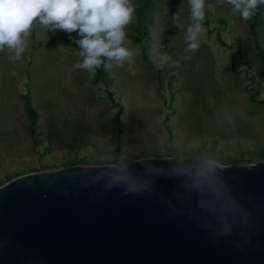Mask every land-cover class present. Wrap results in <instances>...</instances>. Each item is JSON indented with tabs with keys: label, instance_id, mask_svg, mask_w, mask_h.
<instances>
[{
	"label": "rangeland",
	"instance_id": "rangeland-1",
	"mask_svg": "<svg viewBox=\"0 0 264 264\" xmlns=\"http://www.w3.org/2000/svg\"><path fill=\"white\" fill-rule=\"evenodd\" d=\"M133 3L126 46L136 54L121 66H102L106 76L72 70L83 59L72 44L76 32L70 37L37 24L22 61L0 52V184L68 164L123 167L166 155L218 164L264 158V6L244 21L231 5L207 0L199 50L189 52L188 0ZM146 9L151 26L140 35ZM23 93L38 111L34 123L23 110Z\"/></svg>",
	"mask_w": 264,
	"mask_h": 264
},
{
	"label": "water",
	"instance_id": "water-1",
	"mask_svg": "<svg viewBox=\"0 0 264 264\" xmlns=\"http://www.w3.org/2000/svg\"><path fill=\"white\" fill-rule=\"evenodd\" d=\"M0 264H264V158L166 155L15 175L0 184Z\"/></svg>",
	"mask_w": 264,
	"mask_h": 264
},
{
	"label": "clouds",
	"instance_id": "clouds-1",
	"mask_svg": "<svg viewBox=\"0 0 264 264\" xmlns=\"http://www.w3.org/2000/svg\"><path fill=\"white\" fill-rule=\"evenodd\" d=\"M231 5L232 12L244 21L252 19L264 0H217ZM191 23L185 35L186 51L196 52L200 44L197 35L203 31L207 0H188ZM136 8L133 0H0V52L12 53L8 59L23 60L28 50V37L37 24L48 31L76 32L79 56L72 70L89 73L103 66L123 65L136 53L126 46L127 26L132 22ZM179 19V13H174ZM188 57H186L187 59ZM211 166H204L197 176L207 180ZM135 186L130 187V191Z\"/></svg>",
	"mask_w": 264,
	"mask_h": 264
},
{
	"label": "trees",
	"instance_id": "trees-1",
	"mask_svg": "<svg viewBox=\"0 0 264 264\" xmlns=\"http://www.w3.org/2000/svg\"><path fill=\"white\" fill-rule=\"evenodd\" d=\"M140 1L141 2H144L147 7L148 6H151V4H152L151 3L152 0H140ZM170 10H174V7H171ZM147 12H148V10L146 9V11L144 12V14L140 15V19H139V22H138V25H140V27L137 28L138 29L137 31H138V33H140V35L142 34V32L144 33L143 35H146L147 30L151 26V20L152 19L150 17V14H147ZM249 29H250V33H251V36H252L253 40L256 42L257 33H256V31H255L254 26H253L252 23H249ZM147 36H148V34H147ZM76 39H79L78 35L76 36L75 40ZM146 39H147V37H146ZM134 40L140 42L141 36L134 37ZM147 40H148V43H149L150 42L149 36H148V39ZM72 44L78 47V45L76 43H74V40L72 41ZM256 47H257V44H256ZM96 75L98 77H103V75L106 76L105 69L103 71L102 66L100 68L96 69ZM21 97L23 99V110L29 116L30 123L31 122L34 123L35 120H37V116L38 115H37V111H36L35 107L33 106L32 101H31V99H30V97L28 96L27 93L21 94ZM117 149H118V140L116 141V143H115V145L113 147V151H116ZM71 162H73V163L79 162V159H75L74 158V159L71 160Z\"/></svg>",
	"mask_w": 264,
	"mask_h": 264
},
{
	"label": "crops",
	"instance_id": "crops-1",
	"mask_svg": "<svg viewBox=\"0 0 264 264\" xmlns=\"http://www.w3.org/2000/svg\"><path fill=\"white\" fill-rule=\"evenodd\" d=\"M37 115H38V111H37Z\"/></svg>",
	"mask_w": 264,
	"mask_h": 264
}]
</instances>
